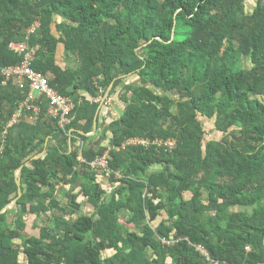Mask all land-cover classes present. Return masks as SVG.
<instances>
[{
    "label": "trees",
    "instance_id": "1",
    "mask_svg": "<svg viewBox=\"0 0 264 264\" xmlns=\"http://www.w3.org/2000/svg\"><path fill=\"white\" fill-rule=\"evenodd\" d=\"M247 1L0 0V64L37 22L31 67L74 102L64 128L39 95L5 129L28 86L0 74V264H264V0Z\"/></svg>",
    "mask_w": 264,
    "mask_h": 264
},
{
    "label": "built area",
    "instance_id": "2",
    "mask_svg": "<svg viewBox=\"0 0 264 264\" xmlns=\"http://www.w3.org/2000/svg\"><path fill=\"white\" fill-rule=\"evenodd\" d=\"M37 22L33 23L27 29V35L24 41L20 42H10L8 44L9 49L13 50L15 53L21 56V61L17 65H8L2 66L0 64V74L4 77L5 80L12 79L15 81L18 87H23L27 84L28 91L25 99L21 102L18 108L12 113L11 117L6 123L5 129L8 127L18 123L21 119L25 117L24 109H32V115L30 117H35L38 115L39 108L34 104V100L39 95H44L49 100V113L57 117V122L60 127L64 128L70 121L69 114L74 107L73 99L61 95L55 88H53L47 78L39 71L33 69L31 67V62L34 58L36 51L38 50V45H30L28 42V35L34 32ZM106 96V95H105ZM103 97L101 101L104 104H109L111 99ZM6 130H4V133ZM149 141L147 139L142 138H129L125 142L122 143V146L125 145H134V144H142L148 145ZM153 143H159V141L155 140ZM165 145L169 148L173 147V141H166ZM108 157V148L100 155H97L91 162V169L98 171H105L107 168V160ZM79 160H82V157H78ZM164 243H170L164 239H161ZM195 248L200 254L207 257V253L205 249L201 245H195ZM248 248V247H246Z\"/></svg>",
    "mask_w": 264,
    "mask_h": 264
},
{
    "label": "rangeland",
    "instance_id": "3",
    "mask_svg": "<svg viewBox=\"0 0 264 264\" xmlns=\"http://www.w3.org/2000/svg\"><path fill=\"white\" fill-rule=\"evenodd\" d=\"M252 2H253V0H248L246 2V5H250ZM62 56H63L62 55V51L59 50L58 51V57H57L58 61H61L60 58ZM119 89H120V86L117 87L116 91H119ZM110 99H111L110 103L108 105H106V107H108L109 110H107L106 107H105L106 112H107V118L106 119L108 121H111L112 119H118V116L121 114L122 106H123L115 97H110ZM199 119L201 120V122L203 124V127H204V132H205L204 138H205V141L206 140H211V139H220L221 134H220V132L216 131L213 128L212 119H208V118L202 117L200 115H199ZM88 135L89 136H93V131L90 132ZM103 144L104 145H108L109 144V138H108V140H105V142ZM100 183L103 185V187L106 189L107 192L110 191L111 187H110L109 183L106 182L105 178H102ZM189 196H190L189 193L185 194L186 198H188ZM81 199H82V196H79L77 200L80 201ZM90 211H91V207L88 204H83L81 206V208L75 212V214L80 215V214H84V213H89ZM121 216H122V214H121ZM163 217H164V213L161 212V215L158 216L156 218V220L150 222V224L152 226H156ZM9 219L11 220V217ZM44 219L45 218L42 217L40 219L33 220V217L30 216V220L28 222V227H27V232L32 234V235H37L38 234V228L37 227L42 225L43 222H46V221H43ZM31 220H33L32 223L36 222L37 227H34V226H33V228L29 227L31 225L30 224ZM49 225H51V223H49ZM105 253L106 254H111L112 250H106Z\"/></svg>",
    "mask_w": 264,
    "mask_h": 264
},
{
    "label": "water",
    "instance_id": "4",
    "mask_svg": "<svg viewBox=\"0 0 264 264\" xmlns=\"http://www.w3.org/2000/svg\"><path fill=\"white\" fill-rule=\"evenodd\" d=\"M110 86H111V84L109 85V88H110ZM109 88H108V90H109ZM95 118L96 117H94V121H93V130L95 129V124H96ZM14 202H15V200H13V202L11 204H9L7 207H11Z\"/></svg>",
    "mask_w": 264,
    "mask_h": 264
},
{
    "label": "crops",
    "instance_id": "5",
    "mask_svg": "<svg viewBox=\"0 0 264 264\" xmlns=\"http://www.w3.org/2000/svg\"><path fill=\"white\" fill-rule=\"evenodd\" d=\"M130 80H131V79H130ZM111 99H112V98H111ZM106 105H108V104H106ZM106 105L104 104V106H103L104 108H103L102 112L105 111V107H106ZM106 109L109 110L108 107H106ZM102 112H101V114H102Z\"/></svg>",
    "mask_w": 264,
    "mask_h": 264
}]
</instances>
